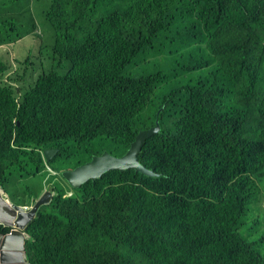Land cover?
Returning <instances> with one entry per match:
<instances>
[{
	"label": "trees",
	"instance_id": "1",
	"mask_svg": "<svg viewBox=\"0 0 264 264\" xmlns=\"http://www.w3.org/2000/svg\"><path fill=\"white\" fill-rule=\"evenodd\" d=\"M44 18L49 71L16 85L0 56V187L32 204L22 182L122 156L158 116L138 159L160 175L54 188L26 229L30 263L264 264L248 219L264 179V0H52ZM6 23L0 46L29 35Z\"/></svg>",
	"mask_w": 264,
	"mask_h": 264
},
{
	"label": "rangeland",
	"instance_id": "2",
	"mask_svg": "<svg viewBox=\"0 0 264 264\" xmlns=\"http://www.w3.org/2000/svg\"><path fill=\"white\" fill-rule=\"evenodd\" d=\"M51 1L52 0H0V19L10 22L6 23L9 28L12 26V22H15L19 29L30 28L27 30L29 35L15 43L0 46V56H3L5 62L9 65L7 75L16 77L18 80L15 82L16 85L23 84L25 87H29V85L35 82L37 76L42 73V71H49L52 67L53 62L49 50H39L41 43L47 45V39L53 34L44 18V11L50 6ZM34 24L36 26L32 27ZM33 28H35V30H33ZM36 33H38V35H35ZM27 56H30L29 63L25 62ZM142 58H147V56ZM145 64L146 63L139 62L138 67L130 68V71H134V69L137 68L141 69ZM66 69L67 68H63L62 71H66ZM146 124H150L149 120H146ZM54 165L55 169L48 167L45 174L22 182L23 188L26 189L32 197L35 196L36 193H39L43 187L55 188L56 191L59 189L71 191V186L64 180L63 173L70 170L72 166L67 163L58 165V161H56ZM258 184V189L255 191L256 193L258 191L259 195L257 197L254 196L255 198L251 204L248 219L259 218L261 220V225L264 226V179L258 182ZM5 189L8 193H6L7 196L13 201L23 203L21 194H16L10 183L6 185ZM47 192L50 191L48 190ZM47 192L44 194L48 195ZM40 197H38L37 200ZM36 201L27 206L31 208Z\"/></svg>",
	"mask_w": 264,
	"mask_h": 264
},
{
	"label": "water",
	"instance_id": "3",
	"mask_svg": "<svg viewBox=\"0 0 264 264\" xmlns=\"http://www.w3.org/2000/svg\"><path fill=\"white\" fill-rule=\"evenodd\" d=\"M160 130L161 124L158 116L154 126L139 132L124 155L115 156L105 150L100 155H94L84 164L65 171L63 177L71 187L78 188L88 180L100 178L109 170L124 171L133 168L148 176H159V173L142 165L138 156L147 138ZM58 150V148L44 149L45 160H51ZM47 193L48 195H41L34 206L28 209L11 202L6 197L5 190L0 188V223L10 228V232L0 233V264H30L26 254V239L29 234L25 230L28 223L36 217L39 208L51 201L53 194Z\"/></svg>",
	"mask_w": 264,
	"mask_h": 264
},
{
	"label": "clouds",
	"instance_id": "4",
	"mask_svg": "<svg viewBox=\"0 0 264 264\" xmlns=\"http://www.w3.org/2000/svg\"><path fill=\"white\" fill-rule=\"evenodd\" d=\"M59 151V150H58ZM58 151H57V153H58ZM103 153V152H102ZM101 153V154H102ZM100 155V154H99ZM56 156V155H55ZM54 156V157H55ZM48 162V161H47ZM1 189H3L2 187H0ZM43 188H45V187H43ZM5 190V189H4ZM7 192H6V190H5V195H6V197L11 201V202H13L14 204H17V205H20V206H25V207H27L28 209H30L27 205H24V204H21V203H17V202H15V201H13L9 196H7V194H6ZM46 193V192H45ZM44 193H40L39 194V197L41 196V195H43ZM69 194H70V192H69ZM30 223V222H29ZM29 223H28V225H29ZM1 224V223H0ZM27 225V226H28ZM4 227H6V226H4ZM7 228H9V227H7ZM26 229H27V227H26ZM26 231V230H25ZM9 232H10V228H9ZM27 232V231H26ZM8 233V232H7ZM28 233V232H27ZM28 238H30V235H29V237ZM27 238V239H28ZM27 239H26V241H27ZM26 254H27V252H26ZM28 257V256H27ZM29 260V259H28ZM29 263H30V261H29ZM31 264V263H30Z\"/></svg>",
	"mask_w": 264,
	"mask_h": 264
},
{
	"label": "flooded vegetation",
	"instance_id": "5",
	"mask_svg": "<svg viewBox=\"0 0 264 264\" xmlns=\"http://www.w3.org/2000/svg\"><path fill=\"white\" fill-rule=\"evenodd\" d=\"M99 155V154H98ZM94 156V155H93ZM92 156V157H93ZM91 160V159H90ZM89 161V160H88ZM68 183V182H67ZM50 191L52 194H54V189H52V188H49V187H47V188H42V190L40 191V193H45V192H47V191ZM70 194H71V192H70Z\"/></svg>",
	"mask_w": 264,
	"mask_h": 264
},
{
	"label": "bare ground",
	"instance_id": "6",
	"mask_svg": "<svg viewBox=\"0 0 264 264\" xmlns=\"http://www.w3.org/2000/svg\"><path fill=\"white\" fill-rule=\"evenodd\" d=\"M248 52V51H247ZM251 52V51H250ZM240 62V61H239ZM261 105V104H260ZM257 106V105H256ZM228 169H229V167H228ZM231 171V170H230ZM228 173V172H227ZM232 176V175H231ZM226 177H227V174H226ZM233 177V176H232ZM239 180V179H238ZM224 183V182H223ZM237 183V182H236ZM238 187V186H237ZM232 190V189H231ZM219 195V194H218ZM231 195H232V193H231ZM218 200V199H217ZM239 202V201H238ZM221 206V205H220ZM219 206V207H220ZM229 209V208H228ZM230 210V209H229ZM232 224V223H231ZM232 231V230H231ZM263 239V238H262ZM216 243V242H215ZM195 244V243H194ZM204 246V245H203ZM217 249V248H216ZM217 251V250H216Z\"/></svg>",
	"mask_w": 264,
	"mask_h": 264
}]
</instances>
